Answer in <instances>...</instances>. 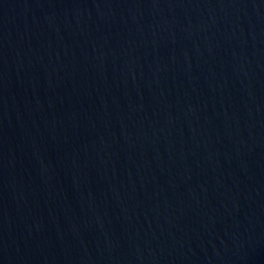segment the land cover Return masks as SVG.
Instances as JSON below:
<instances>
[{"label":"water","instance_id":"obj_1","mask_svg":"<svg viewBox=\"0 0 264 264\" xmlns=\"http://www.w3.org/2000/svg\"><path fill=\"white\" fill-rule=\"evenodd\" d=\"M0 264H264V0H0Z\"/></svg>","mask_w":264,"mask_h":264}]
</instances>
